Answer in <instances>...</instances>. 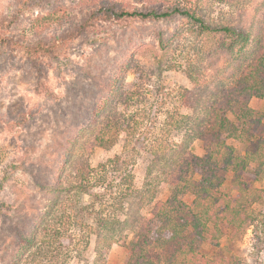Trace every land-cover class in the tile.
<instances>
[{
	"label": "trees",
	"instance_id": "1",
	"mask_svg": "<svg viewBox=\"0 0 264 264\" xmlns=\"http://www.w3.org/2000/svg\"><path fill=\"white\" fill-rule=\"evenodd\" d=\"M57 1L42 0V4L54 7L56 14ZM71 1L84 11L78 25L47 36L51 25L61 23L48 12L32 21L30 40L25 34L18 41L6 34L0 36V46L22 53L38 71L41 58L57 59L61 46L99 21L132 19L155 28L150 41L140 40L130 48L93 102L87 122L66 139L54 181L34 182L46 197L45 204L28 234L20 235L10 264H66L70 244L81 249L76 250L77 262L82 259L78 254L93 244L94 263L103 264L111 247L121 244L127 249L124 264H241L221 240L227 235L231 245L258 221L251 206L262 199L255 183L264 179V114L251 108L250 101L264 96V15L245 30L210 21L206 0H142L140 6ZM213 1L232 5L237 0ZM63 16L65 22L74 23L65 12ZM176 18L182 20L181 27L167 32L162 25ZM187 35L204 43L187 53L196 54L200 63L187 65L192 87L178 94V107L186 114L173 110L159 137L147 144L153 120L144 110L131 116L125 113L144 98L136 91L140 87L123 88L122 77L130 73L133 81L149 85L154 80L160 83L156 87L160 93L164 74L175 70L169 58ZM146 52L151 53L152 67L142 73L132 63H137L135 55ZM225 56L229 60L210 69L211 60ZM145 119L150 125L139 131ZM195 141L200 156L193 152ZM119 142L123 143L119 154L91 166L95 149L107 151ZM136 145L145 154L141 187L134 186L132 171ZM161 185L169 192L165 200L157 198ZM188 194L190 204L183 200ZM203 244L214 252L211 256L203 251Z\"/></svg>",
	"mask_w": 264,
	"mask_h": 264
},
{
	"label": "rangeland",
	"instance_id": "2",
	"mask_svg": "<svg viewBox=\"0 0 264 264\" xmlns=\"http://www.w3.org/2000/svg\"><path fill=\"white\" fill-rule=\"evenodd\" d=\"M110 1L117 5L142 4V0ZM39 3L42 4V0H0V36L9 34L18 41L25 34L30 40L32 21L54 12V7L47 8L43 4L44 7H41ZM74 3L71 0L57 1L55 5L60 10L52 16L54 20L61 19V23L51 25L47 36L80 23L84 11L79 6L74 7ZM262 4L264 0H237L232 5L206 0L204 10L210 21L250 30L258 20L257 16L264 15L261 12ZM64 12L74 23L65 22ZM181 25L182 20L176 18L162 26L171 32ZM154 28L149 23L132 19L111 23L99 21L79 38L61 46L57 59L41 58L38 71L31 67L22 53L0 46V264L11 263L20 235L28 234L35 222V215L45 204L46 197L36 190L34 182L46 184L54 181L66 139L79 124L87 122L94 107L93 102L102 94L114 69L128 55L130 48L141 43L140 40L150 41ZM130 38L133 39L130 41ZM203 43L189 35L182 38L177 51L169 58V65L174 66L175 70L164 74V86L160 93L156 90L160 83H153L154 80L149 85L144 81H133L134 77L130 73L126 78L122 77V80L125 79L123 88L132 91L140 87L136 91L144 98L138 107H130L125 113L131 116L144 110V113L149 112L153 120L154 127H150L147 144L159 137L160 129L165 127L173 110L186 114L185 108L178 107V94L192 87L186 75L187 65L191 62L200 63L196 60V54L188 56L187 53L199 49ZM150 56V52L137 54L134 57L137 63L132 64L142 73L147 72L152 67ZM221 58L209 62L211 70L219 68L226 59L229 60L228 56ZM122 73L125 75L124 71ZM250 106L264 114V96L253 98ZM149 122L145 119L139 131H144L150 125ZM228 143L240 148L238 143ZM122 147L123 143L119 142L107 151L95 149L89 159L91 166L96 167L119 154ZM135 147L138 152L133 156L134 186L141 187L146 176L145 154L139 145ZM192 149L196 155H202L197 141L193 143ZM255 187L262 191V199L251 206L253 215L258 218L257 224L248 227L231 245L227 235L221 240L222 246L229 248L241 264H264V179L255 183ZM168 194L166 186L161 185L157 198L165 200ZM183 200L190 204L192 197L188 194ZM77 240L78 236L74 241ZM92 246L78 254L82 255V259L77 262L76 250L81 249L70 244V259L66 264H95ZM203 251L208 256L214 253L205 244ZM126 255L127 249L123 245H113L103 264H124Z\"/></svg>",
	"mask_w": 264,
	"mask_h": 264
}]
</instances>
